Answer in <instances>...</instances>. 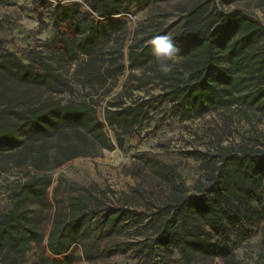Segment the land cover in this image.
<instances>
[{"label":"trees","instance_id":"1","mask_svg":"<svg viewBox=\"0 0 264 264\" xmlns=\"http://www.w3.org/2000/svg\"><path fill=\"white\" fill-rule=\"evenodd\" d=\"M172 1L38 0L58 31L53 47L46 53L28 48L22 58L0 39V157L23 173V181L4 187L0 264H27L34 249L40 251L37 264H96L118 255L135 264H237V250L258 234L264 143L255 139V146L184 153L205 170L191 193L173 167L135 157L165 184L159 204L107 207L80 195L69 196L64 210L57 199L62 185L54 171L122 151L164 105L180 122L217 111L264 122V23L240 9L220 10L251 1L264 9V0H198L177 24L125 47H108L127 16ZM163 35L178 49L168 75L157 70L147 43ZM73 63L68 78L62 69ZM75 88L87 91L82 102L29 95H71Z\"/></svg>","mask_w":264,"mask_h":264},{"label":"rangeland","instance_id":"2","mask_svg":"<svg viewBox=\"0 0 264 264\" xmlns=\"http://www.w3.org/2000/svg\"><path fill=\"white\" fill-rule=\"evenodd\" d=\"M197 1L152 3L148 8L127 16V24L115 36V43L109 42L108 47L113 45L117 48L125 47L149 37L159 29L177 24L183 11ZM234 9L243 10L264 23V9L258 7L257 1L241 2L223 9L220 7L224 12ZM47 15V10L39 6L38 0H12L9 6L0 5V39L22 58L28 48H37L46 53L53 47V40L58 32L51 26ZM126 31L131 35L127 36ZM83 59L85 58L82 57L81 60ZM76 66V63L66 65L62 72L68 78H72ZM119 91L120 88L116 92ZM86 92L75 88L71 95L51 96L44 91L33 90L29 95L41 96L43 99L52 97L62 104H67L82 102ZM158 93V89L152 92ZM167 108L168 105H164L152 113L144 130L136 132L128 139L122 151L116 150L106 158L78 159L70 167L54 171L57 184L62 185L57 195L60 207L65 210L68 197L80 195L93 203L92 197L97 198L100 200L99 203L107 207L123 206L127 201H130L131 206L140 209L149 206V203L159 204L166 198L168 192L165 184L154 177L135 157L148 155L173 167L191 193L193 185L199 178H203L205 170L201 161L188 158L184 153L196 150L214 154L216 147L220 145L235 149L246 144L255 146L256 143L251 139L264 143V122L258 119L248 123L237 114L230 115L217 111L198 120L180 122L170 117ZM113 153L117 157L113 158ZM22 174L20 170L11 166L8 160L0 157V212L8 207L4 187L16 181H23ZM72 187L84 190L71 193ZM53 212L54 209H50L43 215H51ZM48 226L45 222L44 231ZM39 253V250L31 251L27 264H37ZM235 256L237 264H264V224L254 238L237 250ZM96 264L135 262L129 260L128 256L118 255ZM208 264L225 263L218 259Z\"/></svg>","mask_w":264,"mask_h":264},{"label":"clouds","instance_id":"3","mask_svg":"<svg viewBox=\"0 0 264 264\" xmlns=\"http://www.w3.org/2000/svg\"><path fill=\"white\" fill-rule=\"evenodd\" d=\"M147 43L151 45L157 70L164 75L173 72L174 65L171 61L176 58L178 49L175 48L172 37L170 35L154 36Z\"/></svg>","mask_w":264,"mask_h":264},{"label":"built area","instance_id":"4","mask_svg":"<svg viewBox=\"0 0 264 264\" xmlns=\"http://www.w3.org/2000/svg\"><path fill=\"white\" fill-rule=\"evenodd\" d=\"M74 247L77 248V249H81L80 245H74Z\"/></svg>","mask_w":264,"mask_h":264},{"label":"bare ground","instance_id":"5","mask_svg":"<svg viewBox=\"0 0 264 264\" xmlns=\"http://www.w3.org/2000/svg\"><path fill=\"white\" fill-rule=\"evenodd\" d=\"M114 154V153H113ZM113 158H115V157H117L115 154L112 156ZM116 160H118V159H116Z\"/></svg>","mask_w":264,"mask_h":264}]
</instances>
